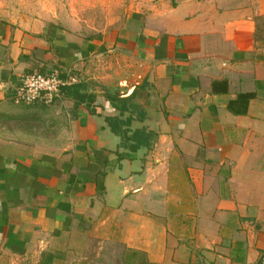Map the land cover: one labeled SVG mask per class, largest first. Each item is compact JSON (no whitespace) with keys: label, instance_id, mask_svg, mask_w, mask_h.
I'll return each mask as SVG.
<instances>
[{"label":"crops","instance_id":"0c3cea01","mask_svg":"<svg viewBox=\"0 0 264 264\" xmlns=\"http://www.w3.org/2000/svg\"><path fill=\"white\" fill-rule=\"evenodd\" d=\"M139 22L80 38L0 19V264H93L94 238L145 264H264V0ZM53 68L95 114L60 94L14 102L20 75ZM113 79L134 86L120 119L148 134L134 151L103 119L105 92L125 97L98 86Z\"/></svg>","mask_w":264,"mask_h":264},{"label":"rangeland","instance_id":"374dc122","mask_svg":"<svg viewBox=\"0 0 264 264\" xmlns=\"http://www.w3.org/2000/svg\"><path fill=\"white\" fill-rule=\"evenodd\" d=\"M190 1L222 3V0H0V19L17 23L35 20L50 23L68 36L81 38L93 33L116 31L122 26L128 28L130 25H138L140 20L164 18L170 11ZM122 83L123 80L119 83L117 79H113L110 83L98 86L106 90L115 85L122 87ZM48 112L54 115L53 110L49 109ZM66 115H63L65 119ZM52 124L48 130L52 137L59 138L63 131L64 134L67 131L66 125H62L60 121L53 120ZM106 243L108 244L98 248L97 240L94 238L86 257L91 259L93 264H124L125 254L129 255L128 252L115 241ZM130 261L134 264L146 263L145 257L139 254L131 260L127 258V263L130 264Z\"/></svg>","mask_w":264,"mask_h":264},{"label":"trees","instance_id":"16d2710c","mask_svg":"<svg viewBox=\"0 0 264 264\" xmlns=\"http://www.w3.org/2000/svg\"><path fill=\"white\" fill-rule=\"evenodd\" d=\"M255 23H262V21L259 17H255ZM53 69H56V68H53ZM51 70L49 71L32 70V71H36L42 74H48L50 73ZM60 70L63 71L62 69ZM61 75L65 76L64 71L62 72ZM84 88H85V85L77 81V82H73V83H69V84H65L61 86L59 90V94L62 95L64 98L71 99L73 101L72 113L76 112L78 107L83 104L84 108H86L89 113L95 114V108L98 106L95 103L96 94L92 92L83 91ZM104 97H105V100H107L113 108L118 110V114L114 116H104L103 119L105 123L108 125V127L110 128V130L115 135L121 138L122 145H126V143H128L127 147L131 151H134L140 145L147 144L149 141L147 140L148 134H146L144 129H134V130L130 129V122H131L132 117L128 116L125 119H120V116H122L125 111L130 112V110L135 109L134 104L130 102L132 98L134 97V94L130 97H119L114 92V93H105ZM29 104H32V103H29ZM73 116H76V114L74 113ZM129 132H131V134L127 135ZM128 254L129 255H127V253L125 254L126 256L125 260H127V258H130L131 260V258L135 256V252H128ZM131 262L132 261H130V264Z\"/></svg>","mask_w":264,"mask_h":264},{"label":"built area","instance_id":"2783aa9c","mask_svg":"<svg viewBox=\"0 0 264 264\" xmlns=\"http://www.w3.org/2000/svg\"><path fill=\"white\" fill-rule=\"evenodd\" d=\"M60 69H52L48 74L36 71L20 75L17 86L13 92V100L16 103L43 102L50 103L59 94L61 86L76 82L75 77Z\"/></svg>","mask_w":264,"mask_h":264},{"label":"water","instance_id":"95a60500","mask_svg":"<svg viewBox=\"0 0 264 264\" xmlns=\"http://www.w3.org/2000/svg\"><path fill=\"white\" fill-rule=\"evenodd\" d=\"M124 87H126V91L123 94V96L128 97L130 94H132L134 86L131 83L124 82L122 83Z\"/></svg>","mask_w":264,"mask_h":264}]
</instances>
